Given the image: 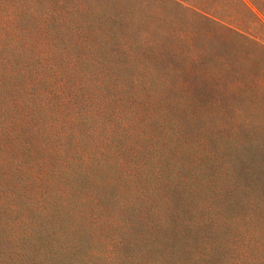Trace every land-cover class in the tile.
Masks as SVG:
<instances>
[{"label": "rangeland", "instance_id": "rangeland-1", "mask_svg": "<svg viewBox=\"0 0 264 264\" xmlns=\"http://www.w3.org/2000/svg\"><path fill=\"white\" fill-rule=\"evenodd\" d=\"M0 264H264V0H0Z\"/></svg>", "mask_w": 264, "mask_h": 264}]
</instances>
